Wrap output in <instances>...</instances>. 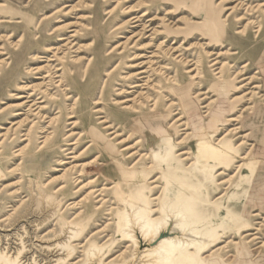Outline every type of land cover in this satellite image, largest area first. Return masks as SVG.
I'll return each mask as SVG.
<instances>
[{"label":"rangeland","instance_id":"obj_1","mask_svg":"<svg viewBox=\"0 0 264 264\" xmlns=\"http://www.w3.org/2000/svg\"><path fill=\"white\" fill-rule=\"evenodd\" d=\"M238 4L0 0V264L6 257L18 258L17 264H157L159 256L147 254L161 240L151 244L141 234L128 202L145 205L154 226L164 219L181 223V204L171 202L180 197L188 202L189 195L177 188L178 180L200 201L183 214L187 231L201 244L184 246L190 241L171 234L172 227L161 236L180 239L187 256L182 264H204L201 256L210 264L217 259L264 262V154L258 152L259 144L264 147L259 142L264 135V13L248 16ZM209 11L226 21L221 40L207 31ZM145 14L142 24H130ZM237 15L249 20L241 24ZM246 25V33L237 35ZM72 31H79L73 46L58 42L61 35L69 40ZM48 46L62 48L63 59L46 52ZM178 56L189 63L184 66ZM142 62L145 66L132 68ZM220 70L226 82L236 76V90L217 87ZM142 71L145 79L125 80ZM197 73L200 79L192 81ZM254 76L258 80L252 84L241 82ZM135 84L140 88L132 90ZM257 85L261 88L254 89ZM253 103L261 104L257 117L243 113ZM131 105L138 113L126 109ZM219 107L226 122L210 144L241 145L234 160L219 164L214 177L193 168L186 175L190 180L175 176L168 169L179 168L184 151L192 153L185 168L198 162L204 172L211 166L200 157L194 125ZM253 121L259 127L250 125ZM169 131L174 147L166 138ZM151 139L162 143V163H155ZM150 166L156 172H148V181H127V172L145 174ZM208 231L219 236L214 247L204 241Z\"/></svg>","mask_w":264,"mask_h":264},{"label":"bare ground","instance_id":"obj_2","mask_svg":"<svg viewBox=\"0 0 264 264\" xmlns=\"http://www.w3.org/2000/svg\"><path fill=\"white\" fill-rule=\"evenodd\" d=\"M238 1H239L238 7L242 8L243 11L245 10L246 14L247 13L249 14L248 16H251L250 15L251 12L256 13L257 11H262V13H264V4H257V5H254L253 6V3L251 2L252 0H238ZM145 16H146V14L143 15L142 17H140V18L139 17L132 18L130 20L131 22L130 21L129 22H130V24H137V23H141L142 24L144 22ZM236 17L238 18V22H240L241 24H243L245 21H248L249 20V19L247 20L245 18L243 19L242 16H240V15H237ZM206 19L209 21V25H208V28H207L208 30L207 31L211 35L212 39L213 38L214 39L215 38H219L221 40L223 38V36L225 35V33H227V31L225 30L226 21L225 20L222 21L220 14L219 15H216L215 13H213V11H209V13L206 16ZM253 23L254 22H252V24ZM248 24H250V23H248ZM247 25L244 28V30L239 31L236 34L237 35H244L246 33V31H247V28H248ZM143 27L145 28L144 25H143ZM260 30H261V27H259V31ZM144 31H146V28H145ZM152 32H153V30H152ZM69 33H72L71 36L69 37V40L63 38V35H61V38H59V41L58 42H67V44H65V46H73V42H74L75 38H77V35H78L79 31H72V32H69ZM141 36H142V34H141ZM72 39H74V40L72 41ZM147 48H149V47H147ZM61 50H62V48H58V47H53V46L46 47V52L52 53L53 57L58 58L59 60H62L63 59V58H59V53L61 52ZM234 55H238V53L237 52H234ZM183 57L178 56L177 58H175V60L181 59L179 62L182 63V64H184V66H186L189 63V61H187ZM141 58L139 57V60ZM134 59H132L131 61H133ZM214 61H216V60H214ZM132 66H133L132 68L135 69V68H140V66H145V65L142 62L139 65H132ZM247 66H248V64L245 65L243 68H246ZM57 71H60V69H58ZM195 71H196V69H194V71H188V73H193ZM145 74H147L146 71H142L140 73H136L135 75H128L125 78V80L126 81H129V82H132V81H138L139 82L141 79H145L144 77H142ZM256 74H259V72L256 73ZM55 76H56V74H55ZM216 76H219L218 77V80L219 81L217 83L218 84L217 87H219L220 89H224L225 91L230 92V91L236 90L238 88L236 86V84H238V82H237L238 79H236V76H235V78H233L229 82H226L225 81V79L223 78V74H222L221 70L218 73H216ZM198 79H200V74L197 73L195 75H191V80L192 81H196ZM255 80H258V79L254 76V77H251L250 79L244 78L241 82L248 81V83L246 85H249V84H252L253 82H255ZM58 83L63 84V79H61ZM131 86H132L131 87L132 90L135 89V88H138V89L140 88V85H138V84H135L134 86L131 85ZM256 88H258V89L261 88V85H259V86L257 85V86L254 87V89H256ZM178 89H179V91H181L180 86H178ZM123 94L125 95V93L120 92L118 95L119 96H122ZM126 94L128 95V94H131V93H126ZM20 98H25V97H20ZM29 98H31V97H29ZM262 98H263V101H264V96H262ZM235 100L236 99H234V101ZM127 102H130V101H124L123 104H125ZM42 103L43 102L36 103V104H33L32 106H35L36 107L37 104H42ZM95 104L96 105H100L101 103L98 101ZM260 106H261V104H258V103L254 104L253 103L249 108L245 109L243 111V113L249 112V114L255 115L257 117L258 115H261V113H262ZM126 107H127L126 109H129V110H132L135 113L136 112L138 113V111L135 108V106L131 105V106H126ZM153 107H154V109H157V102H155V104L153 105ZM182 107H183V105H182ZM39 109L40 108H38L36 110H39ZM209 115H210V117L208 119H206L204 121L200 120L197 124L194 125V134H193V137L198 139L199 145L201 147V149H200V155H201L200 157H201V159L204 162L210 163L211 166H209L208 170H204V172L201 171L200 169H197V167L199 165L198 162L192 164L189 168H185L184 162L191 160L190 157H191L192 153L190 151H184V152L181 153V155H179V156L185 158L184 160H181L180 161V164L181 165L179 166V168H174V169H170L169 168L168 169L169 171H172L175 176H178L179 173H182L183 176H185V178H187L188 180H190V177H188L186 175H189L188 170H190V168H193L194 170H196V172H199L198 174L205 175V172L207 173L209 171V172H211V175L214 177V174H217L216 167L219 164H224V165H227L228 166L234 160V158L232 157V155H233V153L236 154V150L241 145L238 146V147H236V148H233V147L231 148V147L226 146L225 143H223L222 141H220L219 142V144H220L219 148H215V147H213L210 144L219 135L220 128H221L220 126L223 123L226 122V116H225L226 115V111L222 107H219L216 110H212V113L210 112ZM72 118L73 117H69V119H72ZM101 119H105V118L103 117ZM233 120H234L233 122H236V119H233ZM50 121L52 122L53 120H50ZM104 121H105L104 124H107V122H106L107 120H104ZM180 121H181V119H178V122H180ZM230 121L231 120H229L227 122L229 123ZM256 123H257L256 121H253V122H251L250 125L259 127V125H256ZM71 125H74V123H72ZM112 134H114V133H112ZM158 135L159 134H157V136ZM166 136H167L166 138L169 141V144L171 145V147H174V140H173L172 132L171 131L166 132ZM47 140L48 139H45V141L43 142L44 146L46 145V141ZM140 142L141 141H139V143ZM259 142L264 145V135H263V138H261V140ZM161 144L162 143L160 141H156L154 139L153 140L151 139L150 142H149V146L152 149V153L151 154L153 155V158H154L156 164H159V163H162V161H165L163 159L162 155L159 152V150L161 149ZM174 149L175 148H173V150ZM173 155H174V153L172 154L171 151H170L169 152V159L173 158ZM144 156L147 157V159H150L151 158V156H149V154H145ZM64 164H66V163L64 162L63 165ZM130 169H133V171H134V170H136V167L133 166ZM154 169H155V167H153V166H150V167L145 168V172L147 173V174L145 173L146 175L143 174V173H138V172H127V174H126L125 177H126L127 181H130V182L131 181L132 182L148 181V172H154L155 171ZM162 175H163V177L167 181L173 182L165 174H162ZM154 183H156V180H154L153 182H151V184H154ZM176 184H177V188L179 190H181L185 194H188L189 195L188 202H184L185 200L182 197H180V198H178L176 200H172V202H171L172 205L173 204H176V203L178 205L181 204V209H182L181 211H182V213H180L178 215V216H182L183 222H181V223H177V224H173L172 223V224H170L167 220L164 219V220H162V221L159 222L158 226H154L153 225V220L151 218L147 217L144 214V212H143L144 209H145V205H138L132 199L129 200V202H128L129 205H130V207L134 211L136 210L135 211V215H134L135 216V222L137 223L138 228L140 229L141 234L146 239H149L150 238L151 244H153V243L161 240L159 242V244H157L156 246H154L152 248V251H150V253L147 254L148 257H151L154 254H157L159 256V259L157 261V264H160V263L182 264L181 263L182 262V259L183 258H187L186 255H183L184 247L183 246L181 247V245H180L181 244V241H180L179 238H173V237L161 238V236L165 232H167V230H169V228H171V227H172L171 234L176 233V234L181 235L182 237H184L185 239H187V240L190 241V242L184 243V246H186L188 248L189 247L190 248H193L194 246H197V245L201 244V241L200 242H197V240H198L197 234H194L192 231L191 232H188L187 231L188 225L186 224V221L185 220H187L188 217H185L184 216L185 213L183 214V212H186V211H184V209L186 208V206L192 204L193 202L194 203L196 202V203H199L200 204V201H198V199L196 197H194L193 194H190L187 191L188 187H187V185H186V183H185L184 180H181V181L178 180V181H176ZM155 188L156 187H154L153 189H155ZM208 195L211 196L212 195L211 192L208 193ZM153 201H158V198L153 199ZM164 208H165V206H163L160 209V211L163 212L164 211ZM125 220H126L127 225L131 223L129 216H126ZM246 226H247V230H251V228L248 225H246ZM133 233H135V230L133 231ZM128 236L131 238L132 242H134L137 245V240H136L135 235H132L131 232H130V233H128ZM218 237L219 236L217 234L212 233V231H208L204 235V238L206 239L204 241H207L209 243V246L214 247L215 244L218 241ZM176 257H177V259H176ZM17 260H18V258L13 261L12 258L6 257L4 259V264H17V262H16ZM175 260H178V261L176 262ZM200 261L202 263H204V264H210L209 263V259L208 258L206 259L205 257H202V256L200 257Z\"/></svg>","mask_w":264,"mask_h":264},{"label":"crops","instance_id":"obj_3","mask_svg":"<svg viewBox=\"0 0 264 264\" xmlns=\"http://www.w3.org/2000/svg\"><path fill=\"white\" fill-rule=\"evenodd\" d=\"M259 148H258V152H260V153H263L264 154V147H262L260 144H259V146H258ZM262 157V156H261ZM262 179H263V181H264V175H262ZM260 193H263L264 194V186H263V188L260 190ZM256 209H258V210H260L259 208H256ZM260 261H262V260H260ZM259 261V262H260ZM241 262V260H239V262H236V264H242V263H240ZM254 264L253 262H251V261H249L248 263H246V264ZM212 264H226L224 261H221V260H219V259H217V260H214V262L212 263ZM262 264H264V262H262Z\"/></svg>","mask_w":264,"mask_h":264}]
</instances>
